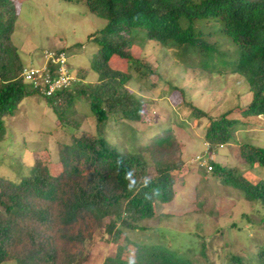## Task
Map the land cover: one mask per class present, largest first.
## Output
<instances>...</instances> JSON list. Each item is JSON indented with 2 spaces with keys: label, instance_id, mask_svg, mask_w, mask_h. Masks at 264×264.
Returning <instances> with one entry per match:
<instances>
[{
  "label": "rangeland",
  "instance_id": "rangeland-1",
  "mask_svg": "<svg viewBox=\"0 0 264 264\" xmlns=\"http://www.w3.org/2000/svg\"><path fill=\"white\" fill-rule=\"evenodd\" d=\"M13 2L20 8L13 42L27 68L43 67L47 51L64 49L72 76L79 79L87 74L86 83L80 78L84 88L99 84V76L90 70L99 51L91 38L107 26L105 20L93 15L85 3ZM202 29L205 39L231 60L233 43L211 25ZM127 39L133 42L128 47L133 61L118 60L113 70L131 77L125 88L143 101V123L112 115L105 135L123 153L133 152L144 158L147 167L144 178L138 179L141 183L159 177L160 167L174 166L175 196L168 204L156 202L152 219L128 217V201L112 207L101 223L94 222L96 228L76 263L105 264L119 256L125 262H137V246H146L165 248L192 264H259L264 248V206L248 201L241 190L227 183L229 176L233 180L236 175L254 185L264 182V167H251L241 156L245 145L264 149V116L243 115L253 99L246 80L232 75V68L226 65H212L210 61L203 65L190 57L185 47L167 49L147 43L143 33H130ZM146 64L155 70L146 69ZM194 107L207 113L208 118H196ZM226 114L238 121L232 131L235 139L224 146L210 147L206 135L212 120L220 121ZM65 118L61 121L40 95L25 99L15 115L5 119L0 181L20 182L42 163L57 174L65 145L82 133L98 135L97 117L84 98L75 101ZM161 139H168V143L162 151H155L154 145ZM214 164L223 166L221 175L209 171ZM120 217L129 219L130 226H122ZM112 226L116 229L110 231Z\"/></svg>",
  "mask_w": 264,
  "mask_h": 264
},
{
  "label": "trees",
  "instance_id": "trees-1",
  "mask_svg": "<svg viewBox=\"0 0 264 264\" xmlns=\"http://www.w3.org/2000/svg\"><path fill=\"white\" fill-rule=\"evenodd\" d=\"M63 1L85 3L93 15L107 22V26L91 38L99 51L90 70L99 76V84L84 88L81 79L86 83L87 74H82V78L78 75L81 79L76 76L78 81L69 90L46 101L63 121L75 101L84 98L97 117L98 135L82 133L74 137L72 134V144L65 145L60 152L61 170L57 174L42 163L20 182L0 181L3 209L0 211V264H77L76 259L96 228L94 222L101 223L112 207L128 201V217L152 219L156 202L168 204L173 200L174 166L160 167L159 177L141 183L138 179L144 178L147 167L144 158L133 152L123 153L105 135L112 115L143 123V101L125 88L131 77L113 70L118 60L133 61L128 50L133 42L127 39L128 34L143 33L147 43H158L167 49L175 45L185 47V52H190L189 56L203 65L210 61L212 65L232 68V75L243 77L253 94L244 117L264 116V0ZM19 16L20 8L15 7L13 0H0V148L6 137L5 119L14 116L25 99L40 95L39 90L25 83L26 66L13 42ZM206 25H211L233 43L235 52L231 60L205 39L202 26ZM146 67L152 72L155 70L151 64ZM193 109L196 118H208L203 110ZM229 116L224 115L220 121L212 120L206 135L210 147L224 146L235 139L232 131L238 121ZM166 143L168 139H161L154 150L162 151ZM241 156L251 167H264L263 148L245 145ZM213 166L218 175L224 171L221 165ZM233 172L229 171L231 175L235 174ZM231 177L227 182L230 186L241 190L248 201L264 206V182L254 185L241 176L236 175L233 180ZM119 221L124 227L125 224L130 226L129 219L120 217ZM115 229L112 226L110 231ZM137 254L135 264H192L162 247L137 246ZM259 254V264H264V248ZM105 264L129 262L119 256L108 259Z\"/></svg>",
  "mask_w": 264,
  "mask_h": 264
},
{
  "label": "built area",
  "instance_id": "built-area-1",
  "mask_svg": "<svg viewBox=\"0 0 264 264\" xmlns=\"http://www.w3.org/2000/svg\"><path fill=\"white\" fill-rule=\"evenodd\" d=\"M45 61L43 67L26 69L25 81L47 98L69 90L77 79L68 68L65 53L47 51ZM209 170L212 171L213 167L210 166Z\"/></svg>",
  "mask_w": 264,
  "mask_h": 264
},
{
  "label": "clouds",
  "instance_id": "clouds-1",
  "mask_svg": "<svg viewBox=\"0 0 264 264\" xmlns=\"http://www.w3.org/2000/svg\"><path fill=\"white\" fill-rule=\"evenodd\" d=\"M64 50V49H63ZM62 50V52L61 53H65V55H66V57H67V65H68V54L66 53V50L65 51H63ZM31 68H35V67H31ZM36 68H40V67H36ZM26 69H29V68H27V67H25V70ZM24 70V71H25ZM72 74V73H71ZM76 78V77H75ZM23 79H24V73H23ZM25 80V79H24ZM77 81V80H76ZM25 83H27L26 81H25ZM27 84H29V83H27ZM29 85H31V84H29ZM59 94V93H58ZM40 96H42V97H44L45 99H47V97H45L44 95H42L41 93H40ZM52 98V97H51ZM210 167V166H209ZM213 167V166H212ZM209 169V168H208ZM210 171V170H209ZM214 170H212V171H210V172H213ZM129 175H131V174H129ZM129 264H135V261H134V259H130L129 260Z\"/></svg>",
  "mask_w": 264,
  "mask_h": 264
}]
</instances>
